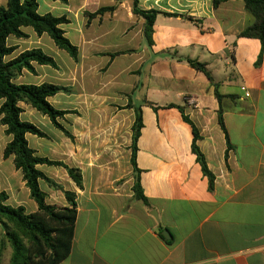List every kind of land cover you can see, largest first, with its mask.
Listing matches in <instances>:
<instances>
[{
  "label": "crops",
  "instance_id": "0c3cea01",
  "mask_svg": "<svg viewBox=\"0 0 264 264\" xmlns=\"http://www.w3.org/2000/svg\"><path fill=\"white\" fill-rule=\"evenodd\" d=\"M36 1L39 15L67 19L61 29L78 51L76 62L65 60L46 34L26 28V39H7L16 47L7 60L49 47L58 67L33 63L34 73L24 70L16 84L72 87V94L59 93L48 102L71 112L58 122L73 140L46 116L19 104L21 120L40 131L45 127L44 138L25 136L35 154L81 172L78 189L63 168L50 166L47 174L45 165L37 166L75 194L71 249L59 264H264V53L255 66L260 42L239 37L253 22L243 0L216 8L213 0H136L140 10L158 13L150 47L143 19L132 14L133 0ZM107 7L113 10L89 16ZM187 59L203 63L212 82ZM215 86L224 96L220 106L230 147L217 121ZM129 104L140 107L143 125L136 144L138 173L130 161L134 112L124 108ZM168 105L181 107L195 126L211 187L191 153L190 126ZM8 141L0 147V167L5 164L0 191L7 205L33 213L37 208L20 171L12 157H2ZM135 175L147 204L133 196ZM42 184L48 204L67 206L62 192ZM2 253L7 258L1 264H8L6 241Z\"/></svg>",
  "mask_w": 264,
  "mask_h": 264
},
{
  "label": "trees",
  "instance_id": "16d2710c",
  "mask_svg": "<svg viewBox=\"0 0 264 264\" xmlns=\"http://www.w3.org/2000/svg\"><path fill=\"white\" fill-rule=\"evenodd\" d=\"M52 1H59L63 4L68 2V0ZM226 1L228 0H213V6L216 8L220 3ZM243 3L253 22L239 33V37L256 39L260 42L261 49L255 62V66H258L264 53V0H243ZM37 7L36 0H5V4L0 5V126L4 127V134L10 137L3 150L2 157L4 159L12 157L13 166L20 171L24 185L29 191V198L37 208L33 213H26L22 206L11 207L6 204V193L0 191V226L3 232V239L0 243V257L6 241L11 248L8 264H59L67 257L71 249L77 216L75 194L64 191L60 185L38 170L37 166L46 165L63 168L76 187L82 189L80 170L68 167L60 161H52L37 156L35 151L28 146L25 138L26 134L38 138H44L46 135L33 124L21 120L23 110L19 106L20 103H24L42 116H46L55 128L73 140L70 133L58 122V119H63L66 114L71 112L57 110L48 102L49 98L59 93L72 94L70 87L50 83L39 85L15 83V80L21 76L24 70L34 73L33 63L57 70L58 67L54 59L38 48L25 50L14 58L6 59L16 50L15 46L7 45V39L10 36L16 39H26L27 35L22 29L29 27L37 36L46 34L57 49L65 51L74 62L77 61V47L69 42L61 29V26L68 22L67 19L65 17H54L50 14L39 15ZM112 10V7L103 8L89 16L94 18L100 16L103 12ZM132 14L143 19V37L147 46L150 47L152 45L153 24L158 13L140 10L137 7V1L133 0ZM186 61L190 67L203 73L212 82L210 74L203 63L189 59ZM214 95L219 103L217 121L225 135L227 146L230 147L223 122V111L220 106L224 96L218 93L216 86ZM227 97L234 98L232 95ZM124 108L133 107L129 104ZM167 108L178 109L182 120L190 126L192 133L191 153L195 155L196 162L200 165L201 172L208 179L211 187L213 176L208 171L204 157L196 146L199 137L195 126L184 115L181 107L168 105ZM133 112L130 161L134 172L138 173L135 164L136 144L143 125L140 107H134ZM39 182L45 183L53 190L61 191L67 206L58 207L48 204L45 201L46 194L41 190ZM132 191L136 200L147 204L139 178L136 175Z\"/></svg>",
  "mask_w": 264,
  "mask_h": 264
},
{
  "label": "rangeland",
  "instance_id": "374dc122",
  "mask_svg": "<svg viewBox=\"0 0 264 264\" xmlns=\"http://www.w3.org/2000/svg\"><path fill=\"white\" fill-rule=\"evenodd\" d=\"M1 3V2H0ZM2 4V3H1ZM41 10H42V8H41ZM28 31H31L32 32V29L31 28H26ZM47 37V36H46ZM50 39V38H49ZM50 41H51V43H52V40L50 39ZM27 42H29V41H27ZM29 43H26V44H21L23 47H25L26 45H28ZM51 46V49H57L56 47H55V45L52 43V44H50ZM51 49H49V47H43L42 48V51L44 52V53H46L47 55H51ZM57 50H59V49H57ZM59 53H61L60 54V56H62V57H64L65 58V60H67V58H69L70 59V61H72V59L68 56V54L65 52V51H62V50H59ZM58 64L60 65V64H63V61H62V59L60 58L59 60H58ZM70 89H71V91H72V87H70ZM64 95H66V94H64ZM124 99H126V98H124ZM35 113H37V112H35ZM37 116H39V117H42V115L41 114H39V113H37ZM125 123V122H124ZM34 124V123H33ZM39 128H41V130L42 131H44V128L45 127H41V126H39ZM35 139H38L37 137H35ZM8 141V137L1 131V128H0V147L5 143V142H7ZM37 141H41L40 143L41 144H46V141L45 140H37ZM5 164H3L2 166H4ZM0 167V169H2L3 167ZM42 170L44 171V172H46L47 174H50L51 172H52V170H53V167H50V166H43L42 167ZM42 187H44V189H52V188H50V187H48L45 183H43L42 184ZM53 190V189H52ZM54 191H59V190H54ZM61 192V191H60ZM55 200L57 201V199L55 198ZM2 258H3V260H6V258H7V254L6 253H2L1 254V257H0V261H3L2 260ZM0 264H1V262H0Z\"/></svg>",
  "mask_w": 264,
  "mask_h": 264
},
{
  "label": "built area",
  "instance_id": "2783aa9c",
  "mask_svg": "<svg viewBox=\"0 0 264 264\" xmlns=\"http://www.w3.org/2000/svg\"><path fill=\"white\" fill-rule=\"evenodd\" d=\"M241 91H244V92H245V93H244V96H245V97H248V96H249L248 92L245 91L244 87H241Z\"/></svg>",
  "mask_w": 264,
  "mask_h": 264
},
{
  "label": "water",
  "instance_id": "95a60500",
  "mask_svg": "<svg viewBox=\"0 0 264 264\" xmlns=\"http://www.w3.org/2000/svg\"><path fill=\"white\" fill-rule=\"evenodd\" d=\"M167 234V233H166ZM165 233H163V236L167 239V235Z\"/></svg>",
  "mask_w": 264,
  "mask_h": 264
}]
</instances>
